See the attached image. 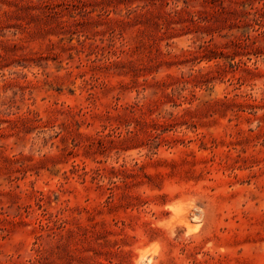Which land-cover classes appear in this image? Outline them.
I'll return each instance as SVG.
<instances>
[{
    "label": "rangeland",
    "instance_id": "1",
    "mask_svg": "<svg viewBox=\"0 0 264 264\" xmlns=\"http://www.w3.org/2000/svg\"><path fill=\"white\" fill-rule=\"evenodd\" d=\"M141 256L264 264V0H0V264Z\"/></svg>",
    "mask_w": 264,
    "mask_h": 264
},
{
    "label": "bare ground",
    "instance_id": "2",
    "mask_svg": "<svg viewBox=\"0 0 264 264\" xmlns=\"http://www.w3.org/2000/svg\"><path fill=\"white\" fill-rule=\"evenodd\" d=\"M173 204V203H172ZM171 204V205H172ZM200 216V215H199ZM192 219H195L194 217H192ZM186 221V220H185ZM190 225V224H189ZM142 255V254H141ZM144 255V254H143ZM140 259H139V264H141V262H142V264H144L146 261H143V260H146L145 259V257L144 256H141V257H139ZM148 260V259H147ZM149 261V260H148Z\"/></svg>",
    "mask_w": 264,
    "mask_h": 264
}]
</instances>
